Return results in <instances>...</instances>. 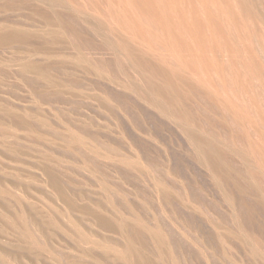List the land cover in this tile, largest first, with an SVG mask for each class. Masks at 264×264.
I'll use <instances>...</instances> for the list:
<instances>
[{
	"label": "rangeland",
	"instance_id": "1",
	"mask_svg": "<svg viewBox=\"0 0 264 264\" xmlns=\"http://www.w3.org/2000/svg\"><path fill=\"white\" fill-rule=\"evenodd\" d=\"M0 264H264V0H0Z\"/></svg>",
	"mask_w": 264,
	"mask_h": 264
}]
</instances>
